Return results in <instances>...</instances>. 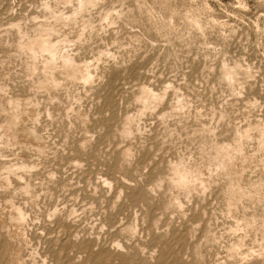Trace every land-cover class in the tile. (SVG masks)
<instances>
[{
  "label": "rangeland",
  "instance_id": "rangeland-1",
  "mask_svg": "<svg viewBox=\"0 0 264 264\" xmlns=\"http://www.w3.org/2000/svg\"><path fill=\"white\" fill-rule=\"evenodd\" d=\"M47 1L50 2L48 5L50 6L51 12L53 13L47 12L43 9V5L47 4ZM52 1L53 0H0V80L3 81L0 83L9 84H3V89L5 94H7V97H9L8 94H10L9 98H17V95L18 98L23 96L25 100L23 98L19 99L26 102L29 101L32 104V102H34L37 97V102L35 101V103L32 104H35L34 106L38 107V111L35 108L36 119H34V121L32 120L28 122L23 120L20 122L21 124L19 123L15 129L17 131L18 137L21 138L27 125L36 128V131L39 134L40 132L41 134L43 133L40 135L44 137L43 139L48 146L46 151H50L49 153L45 151L46 153L44 152V154H41V156L38 154V156L36 155L37 153L33 151L34 147L31 149L30 147L25 148L20 144L17 146H10L11 149L9 147L6 151H4L5 146L3 143H0L2 148H4L3 153H8L7 156L5 155L4 157H0L1 161L2 159L3 161L7 159L6 162H13L15 164L20 163V161L27 163L30 160L31 163H28H30L31 166L33 165L31 171L29 172L31 174L28 173L23 175L21 180H19L20 178L16 176H10L8 184H6V182H0V185L2 184V186H0L2 187L0 189V215L2 217L0 216V218L3 219L5 223L7 221V226L9 224L12 226H9L10 230L8 229V231L5 232L10 234L18 227V224L15 222H8L10 216L12 215V211L10 212V209H7L8 207L6 208V206H8L9 200L11 201L13 199V201H9V203L13 202V204L17 207H22L21 209L25 211V214L27 213L25 221L27 223L24 222L23 225H19L20 227H23L22 231H24L23 233L26 239L25 245L19 244L18 241H15L12 238L13 235L10 234L11 238L14 240L12 241V239L7 236L8 234L5 233L4 230L1 232L2 226H0V239L2 240H0L2 244L0 245V254L2 253L0 255V263L4 261L2 262L3 264H12V256L14 255L15 251H17L23 260L21 264H264V146L259 144V129L264 126V0H97V2L101 1V3H97L101 5L91 6L92 8L94 7V9H96H93L94 12H92V8L89 7L85 11H91V14L89 12L86 13L83 11V17L78 16L75 25L73 23H68L69 25L71 24V26L67 24L64 26V28L56 26L57 31L52 35L54 40H59L61 33V39L64 35L67 36L66 39L68 41L65 49L68 50V52L72 51V53H70L74 55L73 58L75 57L74 60L78 65L88 62L90 64V62H92L90 64L93 75L92 83H83L81 80V82L76 80V83H74V81L70 80V76L67 77V75H63L60 70H57L55 77L60 81L61 85L60 87L58 86L60 89L57 88L59 90H50V92L45 89L37 88V79H39V77L43 79L41 74L36 75V77H31L26 76V74L28 75L27 71L26 74L23 73L26 70H24L25 67L23 68V65L25 64L24 62L28 60V56L26 53L24 54L21 51L19 54L15 42L19 40V34L17 32L19 27L21 30L23 29V32H27V36H36V30L38 33V28H41L42 26L41 23L44 25L47 22H52V16L54 14H63L66 16L68 13L69 15L72 10H70V8H72L77 2L76 0H71L70 3H67L68 5H66V3H59L60 5L58 4L57 6L56 1L54 0L55 5L53 3L54 1ZM64 5H66L69 10ZM125 8L126 10H124ZM59 9H63V12ZM113 9L115 10L113 11ZM116 9H118V12ZM41 11H43L45 14H42L43 12ZM103 11L104 13L106 11H110L109 13L116 15L112 17V20H109V26L107 22L108 20L102 21L105 24L101 22V20H103L101 19V14ZM49 13L51 14L49 15ZM124 15H127L128 19ZM79 17H81V19H79ZM83 18H89L95 27L93 28L92 33H90V36H88V32L90 31H85L83 40L81 41L83 44L79 42L78 46H80L78 47L77 42H75V33L77 31L76 29L79 28L81 24L79 21H81ZM114 18L116 20H114ZM47 19L50 21H47ZM113 21L116 22L113 23ZM12 24H14L15 27L17 25L18 27L14 28ZM19 24H22L24 28H22V25ZM31 25L34 26L31 27ZM11 26L13 31L10 28ZM29 27L32 29L29 30ZM62 29L64 32L66 31V33H64ZM71 30L75 31L72 32ZM95 30L97 34L99 33L97 36L94 35L96 34ZM97 30H99V32ZM29 31H35V34L33 33V35ZM57 33L58 36L56 35ZM137 34L138 36H136ZM85 40L87 42H85ZM69 41L71 43H69ZM5 45L7 46V49L4 48ZM75 47L78 48L76 49L77 52L74 50ZM12 54L15 55V57H13ZM75 54H78V56L76 57ZM18 59H22L23 61ZM40 60L41 58L38 59V63ZM86 60L88 62H86ZM41 64H43L42 60L40 61L39 66H42ZM237 64L238 67H235ZM225 68L239 69L237 76L240 75L242 78L239 76L238 83L236 82L234 85H231L227 80L225 81L226 78L223 76ZM37 76L39 77L37 78ZM28 77H31L33 82ZM65 77L67 79H65ZM29 80L31 81L29 84L30 86L27 84V82H30ZM70 81H72V83ZM33 84L36 85H34L36 88L33 87L32 90L29 89L33 86ZM72 84H74V86ZM82 85L84 87H82ZM86 85H88L89 88H87ZM18 86L19 88L21 87V90L18 88ZM5 87L7 88L5 89ZM22 87H24V89ZM145 87L146 89L148 88L149 91L153 92L154 90L155 94L157 93L162 96L159 101L160 103H154L151 110L148 112L144 111L140 114L138 112V107H136L137 103L135 99L140 95V91L145 89ZM34 89L37 90L35 91ZM174 90L176 93H174ZM43 92L45 93L43 94ZM23 93H25L26 96ZM65 93L66 96L68 95L67 97L65 96ZM53 94L56 96L54 97ZM163 94L167 97H164ZM170 94H173L172 97ZM175 94H177L178 99L181 97L180 101L177 100V102H174L177 99V97H173ZM34 95L35 99L32 100ZM57 95L58 98H56ZM100 95L103 96L102 99L106 101L110 99L107 101L108 105L105 104L104 100L100 99ZM77 97L79 100L76 99ZM27 98H29V100ZM66 98L67 104L65 100ZM96 98L99 99V101L97 100L96 102ZM44 99L48 100L45 101ZM61 99L64 101H60ZM58 101L60 102L59 105L56 104ZM62 102L65 104L63 105ZM111 102H114V104ZM179 102L181 103L179 104ZM72 104L74 107L71 106ZM175 104L178 105L177 110L179 111L180 109L179 113H177L178 111L173 108ZM66 105H70V108L68 106L67 110ZM98 105L104 107L101 108L98 107ZM106 105L108 110L105 108ZM44 106L45 109H43ZM75 106H77V108ZM165 106L166 109L168 108V112L166 109V111L164 110L163 107ZM171 107L173 111H171ZM40 109L42 111L44 110L43 113L40 111ZM81 110L84 111V114ZM184 110L185 113H183ZM78 111L82 113L80 114ZM106 111L109 112L107 113ZM37 112L40 114H37ZM45 113L47 114L45 115ZM60 113H66L63 115L65 116L68 114L70 118L65 116L66 119H64L65 117L63 118V115L60 116ZM74 113L75 115H73ZM111 113L114 116V120L115 117H117L115 120L116 122L113 121V118H111L113 117L111 116ZM169 113H171V115ZM85 114L87 116H85ZM36 115H39V117L41 116L40 119L39 117L37 118ZM50 115L52 118L49 117ZM77 116L79 118L84 116V119L88 118L89 122H91V127L88 120L85 122V120L82 119L84 120L83 123L82 120ZM126 116L130 119L127 120L128 118ZM135 116L138 118V120L135 118ZM45 117L46 119L44 120ZM57 117L60 118L57 119ZM75 117L78 119H74ZM90 117L92 119H89ZM93 117L96 118L93 119ZM99 117L103 119H100ZM161 117L164 119L162 118L160 121ZM7 119L8 115H5V112H2V114L0 112V122L2 121L0 123V130ZM49 119L52 121L57 119L58 121L56 120L55 122H58L57 125L60 124V127L57 126L55 122L53 124V122H51ZM68 120L69 125H67ZM64 121H66V124ZM105 121L107 123L110 122L111 124H106ZM124 121H127L126 125L128 123L130 127L128 125H124ZM60 122H64L63 126ZM100 122H103V124ZM130 122L133 125L129 124ZM78 123L80 125H84L85 127H81L82 125L78 126ZM137 123H139V125H137ZM98 124H106L107 127H105L106 125L103 127L102 125L99 126ZM117 124H120L121 126L118 127L119 125ZM92 126L96 127V129ZM123 126L129 128L132 127L131 135L129 134L128 136H123L124 139L120 133L121 131H119ZM201 126H203V129ZM58 127L61 131L63 130L62 133L64 135H62ZM116 127H118V129ZM63 128L70 129L65 130ZM200 128L202 130H200ZM105 130H108L109 133L107 131L104 132ZM239 130L240 132H244L246 130L248 133L250 131L251 136L246 140H242L243 147L241 157L233 166V168L237 171V178H234L232 182L234 183L235 187L240 185V188L245 194L243 197L246 199L243 197V199H236L228 196V193L226 192L231 181L229 182L227 175L222 172L221 168H219L216 159L214 162L215 156L213 154L215 151H211L213 148H215L217 143L219 145L233 143V138H235L236 131ZM87 132L88 134H86ZM114 132L118 133L114 134V136L116 135L115 137H113V134H111ZM101 134H105L104 137ZM1 135L2 134L0 133V136ZM88 136H91L92 138H89ZM108 136L110 138H108ZM111 136L113 137L112 139ZM120 136L122 139H120ZM48 137L50 138L48 139ZM78 137L81 138L78 139ZM84 138L87 143H83L85 140L82 139ZM98 138H100L102 142ZM149 138L151 140H149ZM74 139H77L78 141ZM152 139L154 140V145L151 144L153 141ZM2 140L4 139L0 138L1 142ZM89 141H91V143ZM74 143L76 144L75 148L73 147ZM205 144L209 145L206 152L202 150V147ZM84 147L85 150L82 149ZM15 150L16 152L19 151L17 155L16 152H14ZM143 150L148 152H145V154ZM124 151L129 152V156L127 158L122 156ZM22 152L23 155L21 154ZM11 153L15 154L12 155ZM143 153L145 154V157ZM203 153L204 155L202 156ZM57 154L59 156H57ZM78 154L81 156L83 154L84 155L81 157ZM44 155H49L50 157ZM148 155L149 157H146ZM12 156L14 160L16 158V161L11 159ZM16 156H19V158ZM36 156L37 158H35ZM128 158L131 159L129 160ZM182 159L183 161L186 160V164L191 169L199 168L200 170V174L197 175V179L201 180V184L198 183L191 186L188 188L189 191L187 189L176 187L173 189V187L170 186V176H172V171L170 170L171 167L169 166L176 164L177 161L179 162ZM1 161L0 165H2ZM40 161L42 162L40 163ZM60 162L63 163V165H60ZM169 162L170 164H168ZM119 163L122 164V166ZM76 164L78 166H76ZM70 165L72 166L70 167ZM74 166L76 167L74 168ZM0 167L1 178H4L7 173L4 169H2L3 165ZM117 168L120 172L117 170ZM125 168L127 170H124ZM1 169L4 172L1 171ZM33 169L35 170L36 175L33 172ZM47 169L49 171L51 170L53 173L49 172ZM121 169H123L124 172L126 171L125 174L127 176L123 174L124 172ZM206 169H210L211 171L208 170L206 172ZM214 171L217 173H214ZM168 176L170 179H168ZM25 179H29L31 182L29 180L23 181ZM46 180H50L55 188L53 189L50 181L47 182ZM54 180H57V182ZM116 180H119L117 181L118 183ZM120 180H122L121 182H124L122 185ZM22 181L24 183H30L32 186L34 185L33 187L35 188L41 187L42 182L43 186L48 187L45 188L42 186L41 188L37 189V191L35 189L37 195L39 194L36 198H39V200L36 201L37 204H32L29 202L30 200L24 196V190L22 187H20L23 183ZM161 182L164 185H161ZM5 186L11 187L12 191L19 190V194L16 191L13 193L10 188ZM118 186H120L119 189ZM177 189L180 190L178 191ZM202 190L204 191L202 192ZM4 192L6 193L2 195ZM11 193H13V195ZM6 194L8 195L6 196ZM44 194L46 199L44 198ZM10 195L13 197L11 196L10 198ZM173 201H176L178 207H174V205L172 206ZM234 201L237 202V204ZM232 202L233 205L230 204ZM49 209H51L54 213L50 212L51 210ZM2 210L6 211L2 214ZM55 211L57 213L59 212L58 214L60 217L58 214H55ZM6 212L7 214H5ZM48 214H50V217ZM54 215L56 216L54 217ZM4 216L6 217V220ZM248 223L251 225L248 226ZM131 228H134V232L132 230L130 233L129 230ZM68 244L69 246H67ZM9 253L13 255L10 256Z\"/></svg>",
  "mask_w": 264,
  "mask_h": 264
},
{
  "label": "bare ground",
  "instance_id": "bare-ground-1",
  "mask_svg": "<svg viewBox=\"0 0 264 264\" xmlns=\"http://www.w3.org/2000/svg\"><path fill=\"white\" fill-rule=\"evenodd\" d=\"M54 1V0H53ZM52 1V2H53ZM56 1V4H57V6H58V4L59 3H62V4H64V3H66V5H68L67 3H70L71 2V0H55ZM55 1L53 2L54 3V5H55ZM77 2H76V4L72 7V8H70V10H71V13H70V11H69V15H68V13H67V15L66 16H64L63 14H54L52 17V19H53V21L52 22H47V23H45L44 25L41 23V22H39V23H41V28H38V33H37V30H36V36H33V37H30V36H27V32L25 33V32H23L21 29H20V27L17 29V32H18V34H19V36H18V39L19 40H17L15 43V45H16V47H17V49H18V52H19V54H20V51L21 52H23L24 54L26 53L27 54V56H28V60L26 61L25 59V61L26 62H24L25 64V66L23 65V68H24V70H25V72H23V73H25L26 74V71H27V73H28V75L26 74V76H31V77H33V76H35L36 77V75H42L43 76V79H41L39 76H37V78L39 77V79H41V80H39V79H37L38 80V82H36L37 83V88H39V89H45V90H48V91H52V90H55V89H57V88H59L60 87V81L55 77V73L57 72V70H60L61 71V73H63V75H67V77L68 76H70V80H72V81H74V83H76L75 81L76 80H78L79 82H81V81H83V83L85 82V83H92V80H93V75H92V71H91V69H92V67H91V63L92 62H90V64H89V62L86 60V62H88V63H81V64H77V62L74 60L75 59V57L73 58V56L74 55H72L71 53H72V51H70V52H68V50H66L65 48H66V44H67V39H66V37L67 36H65V38H64V36H63V38L61 39V37H62V33H61V37H60V39L58 40V39H56V40H54L53 38H52V35L57 31V29H56V26H60V27H63L64 28V26L65 25H67L68 23H73L74 25H75V23L77 22L76 20H77V17L78 16H82V13H83V11H85V10H87L89 7L90 8H92L91 6H94V5H101V4H97V3H101V1L100 2H97V0H76ZM46 2V1H45ZM49 1H47V4H44L43 5V9L45 10V11H47V12H51V8H50V6L48 5V4H50V2L48 3ZM137 2V1H136ZM52 3V4H53ZM73 3V2H72ZM75 3V2H74ZM60 5V4H59ZM66 5H64L66 8H68ZM53 6V5H52ZM63 6V7H64ZM71 6V5H70ZM42 7V6H41ZM53 7H55V6H53ZM100 7V6H99ZM104 7V6H103ZM119 7V6H118ZM57 8V7H56ZM59 8V7H58ZM97 8H98V6H97ZM116 8V7H115ZM42 9V10H43ZM64 9V8H63ZM62 9V10H63ZM93 9H94V7L92 8V12H94L93 11ZM111 9V8H110ZM60 10V9H59ZM62 10H60V11H62ZM68 10H69V8H68ZM91 10V9H90ZM94 10H96V9H94ZM107 10V9H106ZM109 10V9H108ZM115 9H113V11H114ZM118 9H116V11H117ZM121 10V9H120ZM124 10H126V8L124 9ZM128 10V9H127ZM53 11V10H52ZM54 11H56V10H54ZM65 11V10H64ZM67 11V10H66ZM98 11V10H97ZM96 11V12H97ZM105 11V10H104ZM104 11H103V13L101 14V19H103V20H101V19H99V20H101V22L102 21H104V20H108L107 22H108V26L110 25L109 24V20L111 19L112 20V17L113 16H116L115 14L114 15H112L111 13H109V12H105L104 13ZM41 12H43V11H41ZM63 12V11H62ZM86 12V11H85ZM89 12V11H88ZM88 12H86V13H88ZM91 12V11H90ZM89 12V13H90ZM91 12V13H92ZM118 12V11H117ZM122 12V11H121ZM51 13H53V12H51ZM51 13H49V15L51 14ZM56 13V12H55ZM86 13H84V14H86ZM90 13V14H91ZM99 13H101V12H99ZM114 13H116V12H114ZM123 13V12H122ZM42 14H45L44 12L42 13ZM119 14V13H118ZM129 14V13H128ZM48 15V14H47ZM122 15V14H121ZM120 15V16H121ZM43 16H45V15H43ZM124 16H126L127 17V15H124ZM133 16V15H132ZM47 17V16H46ZM45 17V18H46ZM51 17V16H50ZM83 17V16H82ZM87 17H89V16H87ZM117 17H118V15H117ZM130 17V16H129ZM35 18V17H34ZM98 18V17H97ZM125 18V17H124ZM141 18V17H140ZM36 19V18H35ZM79 19H81V17H79ZM93 19V18H92ZM127 19H128V17H127ZM132 19V18H131ZM34 20V19H33ZM114 20H116L115 18H114ZM123 20V19H122ZM134 20V19H133ZM143 20V19H142ZM24 21V20H23ZM22 21V22H23ZM29 21V20H28ZM46 21V20H45ZM47 21H50V20H48L47 19ZM105 21V22H106ZM119 21V20H118ZM190 21H191V19H190ZM38 22V21H37ZM81 24H80V26H79V28H77L76 30V36H75V42H77V46H78V44H79V42H81L82 40H83V37H84V33H85V31L86 30H89L90 32H88L89 33V35L88 36H90V33H92V30H93V28L95 27V26H93V22L89 19V18H83L81 21H79ZM78 22V23H79ZM95 22V21H94ZM106 22V23H107ZM114 22H116V21H113V23ZM129 22V21H128ZM143 22V21H142ZM17 23V22H16ZM25 23V22H24ZM29 23V22H28ZM31 23V22H30ZM34 23V22H33ZM102 23H104V22H102ZM133 23H134V21H133ZM198 23V22H197ZM101 24V23H100ZM105 24V23H104ZM117 24V23H116ZM130 24V23H129ZM11 25V24H10ZM16 25V24H15ZM19 25H22V24H19ZM27 25V24H26ZM69 25V24H68ZM78 25V24H77ZM77 25H76V27H77ZM102 25V24H101ZM127 25V24H126ZM195 25V24H194ZM12 26H14V24H12ZM12 26L10 27L11 29H12ZM32 26H34V25H31V27ZM39 26V25H38ZM37 26V27H38ZM69 26H71V24L69 25ZM106 26V25H105ZM129 26V25H128ZM138 26V25H137ZM1 27V26H0ZM16 27H18L17 25H16ZM15 26H14V28H16ZM40 27V26H39ZM67 27V26H66ZM104 27V26H103ZM131 27V26H130ZM22 28H24L23 27V25H22ZM59 28V27H58ZM71 28V27H70ZM98 28V27H97ZM102 28V27H101ZM106 28V27H105ZM115 28V27H114ZM28 29V28H27ZM26 29V30H27ZM30 29H32V28H30L29 27V30ZM36 29V28H35ZM68 29V28H67ZM3 30V29H2ZM6 30H7V28H6ZM15 30V29H14ZM25 30V31H26ZM63 30V29H62ZM101 30V29H100ZM109 30V29H108ZM119 30V29H118ZM12 31H13V29H12ZM16 31V30H15ZM32 31V30H31ZM31 31H29V32H31ZM72 32L73 31H75V30H71ZM98 32H99V30H97ZM111 31V30H110ZM109 31V32H110ZM9 32V31H8ZM17 32H16V35H17ZM28 32V33H29ZM63 32H64V30H63ZM3 33V32H2ZM32 34L34 33L35 34V31H33V32H31ZM60 33V32H59ZM64 33H66V31L64 32ZM95 33H96V30H95ZM33 34V35H34ZM68 34V33H67ZM87 34V33H86ZM99 34V33H98ZM97 33L96 34H94V35H98ZM113 34V33H112ZM136 34V33H135ZM57 36H58V33L56 34ZM55 35V36H56ZM101 35V34H100ZM127 35H129V34H127ZM54 36V37H55ZM74 36V35H73ZM136 36H138V34L136 35ZM140 36V35H139ZM1 37V36H0ZM7 37H9V36H7ZM10 37H11V35H10ZM72 37V36H71ZM87 38V37H86ZM89 38V37H88ZM139 38V37H138ZM142 38V37H141ZM16 39V38H15ZM72 39V38H71ZM135 39V38H134ZM133 39V40H134ZM22 42H21V41ZM113 40V39H112ZM73 41H74V39H73ZM72 41V42H73ZM102 41V40H101ZM1 42V41H0ZM6 42V41H5ZM85 42H87L86 40H85ZM84 42V43H85ZM4 43V42H3ZM69 43H71L70 41H69ZM82 43V42H81ZM80 43V44H81ZM98 43V42H97ZM9 44H10V42H9ZM73 44V43H72ZM83 44V43H82ZM114 44V43H113ZM3 45V44H2ZM70 45V44H69ZM10 46V45H9ZM80 46V45H79ZM78 46V47H79ZM83 46V45H82ZM2 47V46H1ZM7 46L5 45V47L4 48H6ZM74 47V46H73ZM110 47V46H109ZM3 48V49H4ZM14 48H15V46H14ZM7 49V48H6ZM13 49V48H12ZM16 49V48H15ZM71 49V48H70ZM76 49H78L77 47H75V49L74 50H76ZM88 49V48H87ZM14 50V49H13ZM64 50V51H63ZM103 51V50H102ZM15 52H16V50H15ZM14 52V53H15ZM76 52H77V50H76ZM80 52V51H79ZM101 52V51H100ZM73 53H75V52H73ZM84 53V52H83ZM98 53V52H97ZM107 53H108V51H107ZM16 54V53H15ZM18 54V53H17ZM101 54V53H100ZM110 54V53H109ZM23 55V54H22ZM76 55V54H75ZM5 56H7V55H5ZM11 56V55H10ZM12 56L13 57H15V55H13L12 54ZM24 56V55H23ZM26 56V55H25ZM78 56V54L76 55V57ZM99 56V55H98ZM22 57V56H21ZM100 57V56H99ZM98 57V58H99ZM18 58V57H17ZM41 58V60L43 61V64H41L42 66H39V63H40V61H39V63H38V59H40ZM85 58V57H84ZM108 58V57H107ZM118 58V57H117ZM77 59V58H76ZM105 59V58H104ZM2 60H3V58H2ZM18 60H22V59H18ZM93 60V59H92ZM5 61V60H4ZM23 61V60H22ZM21 61V62H22ZM79 61V60H78ZM89 61H91V60H89ZM105 61V60H104ZM2 62V61H1ZM6 62V61H5ZM94 62V61H93ZM99 62V61H98ZM10 63V62H9ZM125 63V62H124ZM139 63V62H138ZM222 64H224V63H222ZM22 65H21V67H22ZM96 65V64H95ZM104 65V64H103ZM106 65V64H105ZM93 66V65H92ZM98 66V65H97ZM222 66V65H221ZM91 67V68H90ZM235 67H238V64L235 66ZM15 68V67H14ZM96 68V67H95ZM112 68V67H111ZM241 68V67H240ZM13 69V68H12ZM241 69H243V68H241ZM9 70V69H8ZM21 70V69H20ZM24 70H22V71H24ZM93 70H94V68H93ZM239 70V69H238ZM238 70H237V68H225L224 69V75L223 76H225V81L227 80L228 82H229V84H231V85H234L236 82L238 83V78H239V76H237L238 74ZM241 71V70H240ZM246 72H247V70H246ZM58 73H60V72H58ZM241 73V72H240ZM15 74V73H14ZM24 74V75H25ZM249 74V73H248ZM61 75V74H60ZM250 75V74H249ZM107 76V75H106ZM118 76V75H117ZM21 77V76H20ZM31 77H28V78H30V80H31ZM58 77H59V75H58ZM63 77V76H62ZM241 77V76H240ZM246 77H248V76H246ZM24 78V77H23ZM22 78V79H23ZM27 78V77H26ZM61 78V77H60ZM59 78V79H60ZM100 78V77H99ZM242 78V77H241ZM243 78H244V76H243ZM20 79V78H19ZM62 79V78H61ZM60 79V80H61ZM65 79H67L66 77H65ZM109 79V78H108ZM107 79V80H108ZM21 80V79H20ZM26 80V79H25ZM29 80V81H30ZM36 80V81H37ZM81 80V81H80ZM100 80H101V78H100ZM244 80V79H243ZM247 80V79H246ZM249 80V79H248ZM27 81V80H26ZM32 82H33V80H31ZM31 81L30 82H27V84L29 85L30 83H31ZM72 81H70L71 83H72ZM77 81V82H78ZM0 82H3V81H1L0 80ZM5 82V81H4ZM68 82H69V80H68ZM68 82H67V84H68ZM101 82V81H100ZM99 82V83H100ZM240 82V81H239ZM12 83V82H11ZM22 83H23V81H22ZM34 83H35V81H34ZM35 83V84H36ZM61 83H62V81H61ZM71 83H70V86H71ZM96 83V82H95ZM6 84V83H0V112H1V114H2V112H5V115L7 114L8 115V119H7V121L3 124V126H2V128H3V131H2V128H1V130H0V133L2 134L1 136H0V138H2V139H4V140H2V142L0 141V143L2 144H4V148H5V150L4 151H6L7 150V148H9L10 146H14V145H18V144H20L22 147H25V148H29L30 147V149L32 148V147H34V150L33 151H35L37 154L36 155H40L41 156V154H44V152L46 151V149H47V145H46V143H45V141H44V137H42L41 135L43 134H41V132H40V134L36 131V128H34V127H30V126H28L27 124V127H25V129H24V134L21 136V138L20 137H18V135H17V131H16V127L19 125V123L21 122V121H25V122H28V121H34V119H36L35 118V114H36V109L38 108V107H35L34 105H32L33 103H35V101L37 100V97H36V100L34 101V102H32V104H31V102H29L28 100H29V98H27L28 100V102H26V101H24L25 99L23 98V96L22 97H19V98H23L24 100H20L19 98H18V95H17V93H16V95H17V98L15 97H11V98H14V99H11V98H9L10 97V94H8V96L9 97H7V94H5V92H4V85ZM26 84V83H25ZM26 84V85H27ZM35 84H33V86L32 87H30L29 89H33V87H35L36 85ZM82 84V83H81ZM103 84V83H102ZM6 85H9V84H6ZM27 85V86H28ZM32 85V84H31ZM35 85V86H34ZM73 86H74V84H72ZM78 85V84H77ZM89 85V84H88ZM88 85H86L87 86V88H89L88 87ZM91 85V84H90ZM147 85V84H146ZM231 85H229V86H231ZM237 85V84H236ZM243 85V84H242ZM21 86H24V85H21ZM30 86V85H29ZM59 86V87H58ZM149 86V85H148ZM151 86V85H150ZM154 86V85H153ZM167 86V85H166ZM227 86H228V84H227ZM239 86V85H238ZM244 86V85H243ZM8 87V86H7ZM7 87H5V89L7 88ZM82 87H84L83 85H82ZM97 87V86H96ZM170 87V86H169ZM18 88H19V86H18ZM21 88V87H20ZM19 88V89H20ZM23 89H24V87H22ZM26 88V87H25ZM36 88V87H35ZM63 88H65V87H63ZM62 88V89H63ZM92 88V87H91ZM150 88H152V87H150ZM173 88V87H172ZM18 89V90H19ZM60 89V88H59ZM59 89H57V90H59ZM93 89V88H92ZM105 89V88H104ZM139 89V88H138ZM142 89V88H141ZM167 89H169V88H167ZM166 89V90H167ZM232 89H233V87H232ZM231 89V90H232ZM8 90V89H7ZM6 90V91H7ZM21 90V89H20ZM27 90H28V87H27ZM26 90V91H27ZM31 90H29V91H31ZM35 90V89H34ZM37 90V89H36ZM35 90V91H36ZM79 90V89H78ZM89 90V89H88ZM91 90V89H90ZM97 90V89H96ZM164 90V89H163ZM13 91V90H12ZM42 91V90H41ZM50 91V92H51ZM77 91V90H76ZM92 91V90H91ZM132 91V90H131ZM130 91V92H131ZM162 91V90H161ZM169 91V90H168ZM171 91H172V89H171ZM170 91V92H171ZM233 91H235V90H233ZM34 92V91H33ZM38 92V91H37ZM55 92V91H54ZM57 92V91H56ZM66 92V91H65ZM69 92H70V90H69ZM88 92V91H87ZM134 92V91H133ZM26 93V92H25ZM25 93H23V94H25ZM28 93V92H27ZM39 93H40V91H39ZM45 92H43V94H44ZM46 93H47V91H46ZM58 93V92H57ZM62 93V92H61ZM92 93V92H91ZM103 93H104V91H103ZM139 93V92H138ZM173 93V92H172ZM174 93H176V91L174 90ZM13 94V93H12ZM11 94V95H12ZM29 94V93H28ZM30 94H31V92H30ZM36 94V93H35ZM42 94V93H41ZM48 94V93H47ZM50 94V93H49ZM55 94V93H54ZM53 94V95H54ZM64 94V93H63ZM93 94V93H92ZM98 94V93H97ZM164 94L166 95V93L164 92ZM164 94H163V96H164ZM15 95V96H16ZM39 95V94H38ZM59 95V94H58ZM58 95H57V97L56 98H58ZM85 95V94H84ZM90 95V94H89ZM171 95V94H170ZM173 95V94H172ZM172 95H171V97H172ZM180 95V94H179ZM25 96H26V94H25ZM28 96H31V95H28ZM42 96V95H41ZM45 96V95H44ZM52 96V95H51ZM56 95H54V97H55ZM65 96H66V93H65ZM68 96V95H67ZM66 96V97H67ZM96 96V95H95ZM94 96V97H95ZM101 96V95H100ZM136 96H137V94H136ZM161 96L162 95H159V94H155L154 93V90H153V92L152 91H149L148 90V88L146 89V87H145V89H142L141 91H140V95L139 96H137V98L135 99V101H136V103H137V106L136 107H138V112L141 114L142 112H144V111H146V112H148L149 110H151L152 109V106H153V104L154 103H156V102H159L160 101V98H161ZM40 97V96H39ZM53 97V98H54ZM93 97V98H94ZM98 97H99V95H98ZM97 97V98H98ZM132 97V96H131ZM135 97V96H134ZM164 97H167V96H164ZM173 97H177V94H175ZM183 97V96H182ZM33 98V97H32ZM52 98V97H51ZM59 98H60V96H59ZM63 98V97H62ZM69 98V97H68ZM73 98V97H72ZM75 98V97H74ZM91 98V97H90ZM96 98V102H97V100L99 101V99H97ZM103 98V96H101V98L100 99H102ZM105 98H106V96H105ZM180 99H181V97H179ZM35 99V95H34V98L32 99V100H34ZM42 99V98H41ZM48 99H50V98H48ZM48 99H46V100H48ZM64 99V98H63ZM77 100H79L78 99V97L76 98ZM86 99V98H85ZM108 99V98H107ZM130 99V98H129ZM134 99V98H133ZM163 99V98H162ZM168 99V98H167ZM170 99V98H169ZM180 99H178V97H177V99H176V101H174V102H177V100L178 101H180ZM183 99V98H182ZM185 99V98H184ZM31 100V99H30ZM45 100V99H44ZM45 100V101H46ZM51 100V99H50ZM59 100V99H58ZM66 100V104H67V98L65 99ZM92 100V99H91ZM102 100H104V99H102ZM108 100H110V99H108ZM107 100V101H108ZM122 100V99H121ZM53 101V100H52ZM60 101H64V100H60ZM74 101V100H73ZM105 101V104H107L108 105V102L106 101V100H104ZM132 101V100H131ZM165 101H166V99H165ZM37 102V101H36ZM42 102V101H41ZM49 102V101H48ZM57 102V101H56ZM101 102H103V101H101ZM59 101H58V103H56V104H58L59 105ZM69 103V102H68ZM77 103V102H76ZM99 103V102H98ZM112 103V102H111ZM160 103V102H159ZM162 103V102H161ZM181 102H179V104H180ZM184 103V102H183ZM39 104V103H38ZM41 104V103H40ZM46 104V103H45ZM49 104V103H48ZM52 104V103H51ZM50 104V105H51ZM55 104V105H56ZM62 104H63V102H62ZM65 104V103H64ZM63 104V105H64ZM73 104H74V102H73ZM73 104L71 105V106H73ZM87 104V103H86ZM94 104V103H93ZM104 104V103H103ZM104 104V105H105ZM112 104H114V102L112 103ZM166 104V103H165ZM185 104H186V102H185ZM47 105V104H46ZM54 105V106H55ZM107 105L105 106V108L107 107ZM134 105H136V104H134ZM157 105V104H156ZM167 105V104H166ZM38 106V105H37ZM41 106V105H40ZM61 106V105H60ZM59 106V107H60ZM67 107H66V110H67V108H68V106H69V108H70V105H66ZM81 106V105H80ZM85 106V105H84ZM172 106V105H171ZM176 106H177V108H176ZM180 106V105H179ZM56 107V106H55ZM54 107V108H55ZM58 107V108H59ZM74 107V106H73ZM73 107H72V109H73ZM76 108H77V106H75ZM98 107H101V106H99L98 105ZM104 107V106H103ZM103 107H101V108H103ZM115 107V106H114ZM156 107H159V106H156ZM169 107V106H168ZM182 107H183V104H182ZM36 108V109H35ZM46 108H48V107H46ZM50 108V107H49ZM64 108V107H63ZM80 108V107H79ZM88 108V107H87ZM97 108V107H96ZM111 108H112V106H111ZM120 108V107H119ZM164 108V110L166 109V106L165 107H163ZM173 108H175L176 110L178 109V105L177 104H175L174 105V107ZM43 109H45V106L43 107ZM53 109V108H52ZM62 109V108H61ZM94 109V108H93ZM107 110H108V108H106ZM105 109V110H106ZM161 109V108H160ZM168 109V108H167ZM166 109V110H167ZM171 109H172V107H171ZM183 109H184V107H183ZM48 110H50V109H48ZM47 110V111H48ZM55 110V109H54ZM53 110V111H54ZM56 110H58V109H56ZM65 110V109H64ZM75 110V109H74ZM85 110V109H84ZM110 110V109H109ZM137 110V109H136ZM163 110V109H162ZM165 110V111H166ZM185 110H186V108H185ZM185 110H184V112L183 113H185ZM37 111H38V109H37ZM40 111H42L41 109H40ZM44 111V110H43ZM43 111H42V113H43ZM68 111H69V109H68ZM76 111V110H75ZM82 111V110H81ZM92 111V110H91ZM100 111V110H99ZM171 111H173V109L171 110ZM178 111V110H177ZM179 111H180V109H179ZM179 111L177 112V113H179ZM51 112H52V110H51ZM56 112V111H55ZM54 112V113H55ZM64 112V111H63ZM79 112V111H78ZM83 112V114H84V111H82ZM81 112V113H82ZM87 112V111H86ZM89 112V111H88ZM93 112V111H92ZM101 112V111H100ZM105 112V111H104ZM107 112V111H106ZM109 112V111H108ZM107 112V113H108ZM134 112H135V110H134ZM150 112H152V111H150ZM161 112V111H160ZM167 112H168V110H167ZM174 112H175V110H174ZM53 113V114H54ZM58 113V112H57ZM56 113V114H57ZM67 113H70V112H67ZM72 113H73V110H72ZM77 113V112H76ZM80 113V112H79ZM80 113V114H81ZM102 113V112H101ZM116 113V112H115ZM159 113V112H158ZM157 113V114H158ZM183 113H181V114H183ZM37 114H40L39 112H37ZM47 113H45V115H46ZM50 114V113H49ZM63 114H66V113H63ZM63 114H61L60 113V116L61 115H63ZM88 114V113H87ZM112 114V113H111ZM129 114H130V112H129ZM131 114H133V113H131ZM153 114V113H152ZM151 114V115H152ZM170 115H171V113H169ZM42 115V114H41ZM55 115V114H54ZM72 115V114H71ZM73 115H75V113L73 114ZM77 115V114H76ZM89 115V114H88ZM103 115V114H102ZM125 115V114H124ZM127 115V114H126ZM134 115V114H133ZM138 115V114H137ZM149 115H150V113H149ZM159 115V114H158ZM164 115H165V113H164ZM163 115V116H164ZM169 115V116H170ZM173 115H174V113H173ZM177 115V114H176ZM37 116V118L39 117V115H36ZM66 117H68V118H70L69 117V115L67 114V115H65ZM64 115H63V118L65 117ZM85 116H87L86 114H85ZM111 116H113V114L111 115ZM118 116V115H117ZM128 116V115H127ZM126 116V117H127ZM7 117V116H6ZM5 117V118H6ZM41 117V116H40ZM40 117H39V119H40ZM47 117V116H46ZM46 117L44 118V120L46 119ZM49 117H51V115L49 116ZM55 117V116H54ZM66 117L64 118V119H66ZM78 117V116H77ZM82 117V116H81ZM79 118V119H84L83 117L82 118ZM92 117V116H91ZM89 118V119H92V118ZM121 117V116H120ZM131 117V116H130ZM138 117H140V116H138ZM150 117V116H149ZM156 117V116H155ZM160 117V116H159ZM165 117V116H164ZM166 117H167V115H166ZM171 117H173V116H171ZM178 117V116H177ZM52 118V117H51ZM60 117H57V119H59ZM78 118H74V119H78ZM96 118V117H95ZM94 117H93V119H95ZM100 118V117H99ZM110 118V117H109ZM111 118H113V121H115L116 119H117V117H115V120H114V116L113 117H111ZM110 118V119H111ZM128 118V117H127ZM126 118V119H127ZM135 118H137L136 116H135ZM146 118V117H145ZM162 118L163 117H161V119H160V121L162 120ZM38 119V120H39ZM56 119V120H57ZM63 119V120H64ZM98 119V118H97ZM100 119H103V118H100ZM106 119H108V118H106ZM124 119V118H123ZM130 118H128L127 120H129ZM133 119V118H132ZM131 119V120H132ZM153 119H155V118H153ZM164 119V118H163ZM38 120H35V121H38ZM49 120H51V119H49ZM53 120H54V118H53ZM55 120V121H56ZM72 120V119H71ZM85 120V122H86V120H88V118L87 119H84ZM84 120H82V122L84 121ZM137 120H138V118H137ZM4 121H5V119H4ZM55 121H52L51 120V122H53V124H54V122ZM58 121V120H57ZM60 121H62V120H60ZM78 122H80L79 120H77ZM94 121V120H93ZM95 121H97V120H95ZM98 121H100V120H98ZM101 121H103V120H101ZM159 121V122H160ZM2 122V121H1ZM0 122V123H1ZM24 122V123H25ZM50 122V121H49ZM65 122V124H66V121H64ZM64 122H60L61 123V125L63 126V123ZM71 122V121H70ZM88 122H89V120H88ZM110 122H111V120H110ZM110 122H108L109 124H111ZM116 122V121H115ZM114 122V123H115ZM123 122V121H122ZM121 122V123H122ZM127 122V121H126ZM126 122L124 121V125H126ZM129 122V121H128ZM138 122H140V121H138ZM166 122V121H165ZM167 122H168V120H167ZM56 123V122H55ZM67 125H69V120L67 121ZM84 123V122H83ZM90 124V127H91V122H89ZM93 123V122H92ZM100 123H102L103 124V122H100ZM105 123L106 124H108L106 121H105ZM113 123V122H112ZM133 123V122H132ZM21 124V123H20ZM51 124V123H50ZM58 124V122L56 123V125ZM94 124V123H93ZM102 124H98L99 126L100 125H102ZM106 124H104V125H106ZM129 124H131V122L129 123ZM135 124V123H134ZM161 124V123H160ZM182 124V123H181ZM264 124V123H263ZM60 125V124H59ZM59 125H57V126H59ZM70 125H71V123H70ZM80 124L78 123V126H79ZM82 125V124H81ZM80 125V126H81ZM104 125H102L103 127H104ZM117 125H119L118 127H120L121 125L120 124H117ZM127 125H128V123H127ZM126 125V126H127ZM131 125H133V124H131ZM137 125H139V123H137ZM207 125V124H206ZM210 125V124H209ZM25 126V125H24ZM23 126V127H24ZM32 126V125H31ZM39 126V125H38ZM46 126V125H45ZM75 126V125H74ZM84 125H82L81 127H83ZM109 126H111V125H109ZM108 126V127H109ZM126 126H123V127H121L122 129L121 130H119V131H121L120 133H121V135H122V137L124 136H128L129 134L131 135V128H129V127H126ZM159 126V125H158ZM249 126V125H248ZM1 127V126H0ZM22 127V126H21ZM60 127V126H59ZM59 127H58V129H59ZM65 127H68V126H65ZM72 127V126H71ZM80 127V128H81ZM85 127V126H84ZM93 128H95L96 129V127H97V125H96V127H94V126H92ZM102 127V128H103ZM105 127H107V125L105 126ZM118 127H116L117 129H118ZM190 127V126H189ZM202 127V129H203V126H201ZM209 127V126H208ZM235 127V126H234ZM233 127V128H234ZM254 127H256V126H254ZM62 128V127H61ZM89 128V127H88ZM99 128V127H98ZM111 128V127H110ZM113 128H114V126H113ZM115 128V129H116ZM137 128H138V126H137ZM154 128V127H153ZM210 128V127H209ZM237 128V127H236ZM249 128V127H248ZM260 128V127H259ZM19 129H21V128H19ZM63 129H65V128H63ZM66 129H70V128H66ZM65 129V130H66ZM92 129V128H91ZM112 129V128H111ZM111 129H109V130H111ZM116 129V130H117ZM135 129V128H134ZM158 129V128H157ZM160 129V128H159ZM199 129V128H198ZM201 128H200V130H202ZM206 129H208V128H206ZM211 129V128H210ZM239 129V128H238ZM244 129V128H243ZM257 129H258V127H257ZM23 130V129H22ZM38 130L40 131V129L38 128ZM60 130V129H59ZM89 130V129H88ZM136 130V129H135ZM138 130V129H137ZM167 130V129H166ZM170 130V129H169ZM205 130V129H204ZM203 130V131H204ZM237 130V129H236ZM3 133H2V132ZM61 131V130H60ZM63 131V130H62ZM62 131H61V133H62ZM85 131V130H84ZM90 131H92V130H90ZM101 131V130H100ZM108 132L109 133V131L108 130H105L104 132ZM112 131V130H111ZM110 131V132H111ZM154 131V130H153ZM168 131V130H167ZM199 131V130H198ZM208 131H210V130H208ZM207 131V132H208ZM249 131V130H248ZM259 131H260V139H259V144L261 145V146H264V126L263 127H261L260 129H259ZM19 132V131H18ZM23 132V131H22ZM65 132V131H64ZM81 132H83V131H81ZM86 132V131H85ZM93 132V131H92ZM118 132V131H117ZM116 132V133H117ZM135 132V131H134ZM137 132H139V131H137ZM150 132V131H149ZM47 133V132H46ZM55 133V132H54ZM57 133H58V131H57ZM67 133V132H66ZM69 133V132H68ZM84 133V132H83ZM83 133H82V135H83ZM115 132L114 133H111V134H113V137H115L114 136V134H116ZM119 133V132H118ZM117 133V134H118ZM173 133V132H172ZM200 133H202V132H200ZM210 133V132H209ZM212 133V132H211ZM234 133V132H233ZM86 134H88V132L86 133ZM85 134V135H86ZM139 134V133H138ZM140 134H141V132H140ZM139 134V135H140ZM168 134V133H167ZM170 134V133H169ZM178 134V133H177ZM235 134V133H234ZM233 134V135H234ZM59 135V134H58ZM62 135H64L63 133H62ZM85 135H84V137H85ZM89 135H91V134H89ZM103 137H104V135L105 134H101ZM110 135V134H109ZM132 135H133V133H132ZM153 135V134H152ZM159 135V134H158ZM157 135V136H158ZM171 135V134H170ZM197 135H198V133H197ZM200 135V134H199ZM203 135H204V133H203ZM208 135V134H207ZM212 135V134H211ZM258 135V134H257ZM106 136H107V134H106ZM143 136V135H142ZM145 136V135H144ZM162 136V135H161ZM250 131H249V133L245 130L244 132H240V130L239 131H236V134H235V138H233V143H225V144H221V145H219L218 143L215 145V148H213V150H211V151H215L214 152V162H215V159H216V161H217V164H218V166H219V168H221V170H222V172L224 173V174H226L227 175V178H229V184H230V186H229V188L227 189V192L226 193H228V196H231V197H233V198H236V199H243V198H245V197H243L245 194H244V192L242 191V189L240 188V185H237L236 187L234 186V183L232 182L233 180H234V178H237V171L233 168V166L237 163V161H238V159L241 157V153H242V147H243V145H242V140L243 139H248V138H250ZM69 137H70V134H69ZM68 137V138H69ZM82 137V136H81ZM81 137H78V139L79 138H81ZM89 138H92L91 136H88ZM112 136H111V139L113 138ZM121 137V136H120ZM122 137L120 138V139H122ZM124 137H123V139H124ZM153 137V136H152ZM151 137V138H152ZM189 137V136H188ZM209 137H211V136H209ZM216 137V136H215ZM253 137V136H252ZM50 137H48V139H49ZM64 138V137H63ZM62 138V139H63ZM83 138V137H82ZM101 138V137H100ZM100 138H98L99 140H100ZM108 138H110L109 136H108ZM129 138V137H128ZM127 138V139H128ZM132 138V137H131ZM136 138V137H135ZM157 138H159V137H157ZM156 138V139H157ZM255 138V137H254ZM253 138V139H254ZM65 139H67V138H65ZM86 139H88V138H86ZM102 139V138H101ZM111 139H109V140H111ZM119 139V140H120ZM206 139H207V137H206ZM57 140H58V138H57ZM74 140H77V139H74ZM73 140V141H74ZM82 140H85V138L84 139H82ZM89 140V139H88ZM108 140V141H109ZM149 140H151L150 138H149ZM153 140V139H152ZM169 140V139H168ZM211 140H212V138H211ZM258 140V139H257ZM72 141V142H73ZM78 141V140H77ZM80 141V140H79ZM101 141V140H100ZM106 141V140H105ZM157 141V140H156ZM155 141V142H156ZM159 141H161V140H159ZM210 141V140H209ZM215 141V140H214ZM248 141H250V140H248ZM66 142V141H65ZM69 142V141H68ZM84 142H86V140L85 141H83V143ZM90 143H91V141H89ZM102 142V141H101ZM100 142V143H101ZM153 142H154V140L152 141V143L151 144H153ZM201 142V141H200ZM203 142V141H202ZM229 142V141H228ZM231 142H232V140H231ZM76 143V142H75ZM74 143V148L76 147L75 145L76 144H78V143H76L75 144ZM81 143V142H80ZM87 143V142H86ZM89 143V144H90ZM146 143V142H145ZM158 143V142H157ZM160 143V142H159ZM204 143H206V142H204ZM213 143V142H212ZM220 143H222V142H220ZM72 144V143H71ZM94 144V143H93ZM203 144V143H202ZM83 145V144H82ZM110 145V144H109ZM130 145V144H129ZM144 145V144H143ZM149 145H150V143H149ZM154 145V144H153ZM157 145V144H156ZM161 145V144H160ZM211 145V144H210ZM15 146V147H16ZM54 146V145H53ZM60 146V145H59ZM69 146V145H68ZM77 146H81V145H77ZM84 146H86V145H84ZM146 146V145H145ZM151 146V145H150ZM212 146V145H211ZM245 146V145H244ZM259 146V145H258ZM15 147H14V149H15ZM83 147V146H82ZM120 147V146H119ZM125 147V146H124ZM208 147H209V145H204L202 148V150L203 151H207V149H208ZM4 148H2V146L0 145V157H4L5 155L7 156V154H5V153H3V149ZM13 148V147H12ZM17 148V147H16ZM50 148V147H49ZM48 148V149H49ZM65 148V147H64ZM79 148V147H78ZM81 148V147H80ZM87 148V147H86ZM131 148V147H130ZM150 148V147H149ZM210 148H212V147H210ZM245 148V147H244ZM10 149H11V147H10ZM18 149V148H17ZM58 149V148H57ZM77 149V148H76ZM75 149V150H76ZM82 149H84L85 150V147L84 148H82ZM122 149V148H121ZM215 149V150H214ZM25 150V149H24ZM60 150V149H59ZM81 150V149H80ZM120 150V149H119ZM128 150V149H127ZM130 150V149H129ZM141 150V149H140ZM145 150V149H144ZM143 150V151H144ZM158 150H159V148H158ZM199 150V149H198ZM210 150V149H209ZM8 151H10V150H8ZM18 151V150H17ZM32 151V152H33ZM56 151V150H55ZM67 151V150H66ZM79 151V150H78ZM77 151V152H78ZM118 151V150H117ZM121 151V150H120ZM151 151V150H150ZM14 152H16V150L14 151ZM19 152V151H18ZM18 152H16V155L18 154ZM31 152V153H32ZM46 152H50V151H46ZM45 152V153H46ZM57 152V151H56ZM85 152V151H84ZM116 152V151H115ZM145 152H148V151H144V153ZM152 152V151H151ZM155 152V151H154ZM26 153V152H25ZM51 153H53V152H51ZM58 153V152H57ZM76 153V152H75ZM119 153V152H118ZM143 153V154H144ZM150 153V152H149ZM201 153V152H200ZM10 154V153H9ZM12 155H14L15 153H11ZM22 155H23V152L21 153ZM56 154V153H55ZM73 154V153H72ZM132 154H133V152H132ZM142 154V153H141ZM146 154V153H145ZM145 154H144V157H145ZM148 154V153H147ZM210 154V153H209ZM208 154V155H209ZM32 155H35V154H32ZM38 155V156H39ZM78 155H80V154H78ZM84 155V154H83ZM82 155V156H83ZM121 155V154H120ZM150 155V154H149ZM149 155L148 156H146V157H149ZM204 155V153L202 154V156ZM9 156V155H8ZM44 156H49V155H44ZM57 156H59L58 154H57ZM56 156V157H57ZM81 156V155H80ZM79 156V157H80ZM81 156V157H82ZM124 158H127L128 156H129V152H127V151H124L123 152V155H122ZM131 156V155H130ZM151 156V155H150ZM155 156V155H154ZM10 157V156H9ZM17 157V156H16ZM21 157V156H20ZM30 157H31V155H30ZM29 157V158H30ZM50 157V156H49ZM53 157V156H52ZM51 157V158H52ZM55 157V156H54ZM78 157V158H79ZM17 158H19V156L17 157ZM35 158H37V156L35 157ZM45 158H47V157H45ZM151 158H153V157H151ZM180 158V157H179ZM183 158V157H182ZM207 158V157H206ZM213 158V157H212ZM1 159V158H0ZM9 159V158H8ZM11 159H13V156H12V158ZM21 159H22V157H21ZM26 159H28V158H26ZM62 159V158H61ZM129 159V158H128ZM131 159V158H130ZM129 159V160H130ZM147 159V158H146ZM155 159H157V158H155ZM177 159V158H176ZM184 159V158H183ZM183 159L182 160H180L179 162L177 161V163L176 164H173L172 166H169V167H171V171H172V176H170L171 177V179L169 178V176H168V179H170V186L171 187H173V189H175L174 187H176V188H183V189H187L188 190V188H190L191 186H193V185H196V184H198V183H200L201 184V180H199V179H197V175H199L200 174V170H199V168L198 169H191L187 164H186V160L185 161H183ZM201 159H203V158H201ZM208 159H209V157H208ZM7 160V159H6ZM6 160H4L3 161V159H2V165H3V168L2 169H4L5 170V172L7 173V175L3 178H1V175H0V182L2 181V182H6V184H8L9 183V179H10V176L12 177V176H16V177H18V178H20L19 180H21V178H23V175H26V174H28L30 171H31V168H32V166H31V162H30V160L28 161V162H30V163H26V162H21L20 160V163H13V162H6ZM10 160V159H9ZM14 160V159H13ZM12 160V161H13ZM33 160V159H32ZM39 160V159H38ZM41 160V159H40ZM48 160H49V158H48ZM55 160V159H54ZM71 160V159H70ZM72 160H74V159H72ZM117 160V159H116ZM121 160V159H120ZM205 160V159H204ZM14 161H16V158H15V160ZM25 161V160H24ZM35 161V160H34ZM46 161V160H45ZM76 161V160H75ZM133 161V160H132ZM131 161V162H132ZM147 161H148V159H147ZM153 161V160H152ZM199 161H200V159H199ZM42 161H40V163H41ZM56 162V161H55ZM68 162V161H67ZM70 162V161H69ZM80 162V161H79ZM122 162V161H121ZM125 162H126V160H125ZM128 162H130V161H128ZM194 162V161H193ZM210 162V161H209ZM33 163V162H32ZM38 163H39V161H38ZM38 163H36V164H38ZM45 163V162H44ZM58 163V162H57ZM77 163H78V161H77ZM142 163V162H141ZM157 163V162H156ZM204 163V162H203ZM208 163V162H207ZM70 164H73V163H70ZM74 164H75V162H74ZM120 164V163H119ZM124 164V163H123ZM127 164V163H126ZM125 164V165H126ZM149 164V163H148ZM166 164V163H165ZM168 164H170V162L168 163ZM172 164V163H171ZM189 164V163H188ZM196 164H197V162H196ZM198 164H199V162H198ZM201 164V163H200ZM211 164V163H210ZM216 164V165H217ZM2 165H0V166H2ZM60 165H63V163H61L60 162ZM121 166H122V164H120ZM191 165V164H190ZM202 165V164H201ZM36 166V165H35ZM38 166V165H37ZM40 166V165H39ZM46 166V165H45ZM59 166V165H58ZM72 165H70V167H71ZM76 166H78L77 164H76ZM76 166H74V168L76 167ZM129 166H130V164H129ZM156 166V165H155ZM162 166V165H161ZM199 166V165H198ZM198 166H196V167H198ZM206 166H207V164H206ZM42 167V166H41ZM69 167V166H68ZM111 167V166H110ZM119 167V166H118ZM127 167V166H126ZM132 167H134V166H132ZM196 167H194V168H196ZM214 167V166H213ZM1 168V167H0ZM34 168V167H33ZM37 168V167H36ZM45 168V167H44ZM73 168V167H72ZM71 168V169H72ZM73 168V169H74ZM103 168V167H102ZM120 168H123V167H120ZM137 168V167H136ZM1 169V171H3ZM38 169H39V167H38ZM37 169V170H38ZM49 169V168H48ZM47 169V170H48ZM70 169V168H69ZM82 169V168H81ZM104 169V168H103ZM142 169V168H141ZM203 169V168H202ZM34 170V169H33ZM46 170V171H47ZM68 170V169H67ZM111 170V169H110ZM117 170H118V168H117ZM121 170H123V169H121ZM124 170H127L126 168L124 169ZM124 170H123V172H124ZM131 170V169H130ZM152 170V169H151ZM155 170V169H154ZM166 170H167V168H166ZM168 170H169V168H168ZM169 170V171H170ZM208 170H210V169H208ZM207 169H206V172L208 171ZM217 170V169H216ZM44 171V170H43ZM49 171V170H48ZM60 171V170H59ZM115 171V170H114ZM119 171V170H118ZM129 171V170H128ZM211 171V170H210ZM219 171V170H218ZM4 172V171H3ZM34 173H35V170L33 171ZM39 172V171H38ZM37 172V173H38ZM49 172H51V173H53L51 170L49 171ZM73 172V171H72ZM120 172V171H119ZM126 172V171H125ZM125 172L123 173L124 175H126L125 174ZM216 171H214V173H215ZM221 172V171H220ZM1 173V172H0ZM40 173V172H39ZM47 173V172H46ZM50 173V174H51ZM217 173V172H216ZM29 174H31V173H29ZM41 174V173H40ZM49 174V173H48ZM121 174V173H120ZM136 174V173H135ZM168 174V173H167ZM212 174V173H211ZM35 175H36V173H35ZM53 175V174H52ZM111 175V174H110ZM129 175V174H128ZM131 175V174H130ZM207 175V174H206ZM225 175V176H226ZM2 176H3V174H2ZM31 176V175H30ZM44 176V175H43ZM51 176V175H50ZM50 176H48V177H50ZM62 176H64V175H62ZM121 176H122V174H121ZM127 176V175H126ZM156 176V175H155ZM205 176V175H204ZM203 176V177H204ZM209 176V175H208ZM32 177V176H31ZM35 177V176H34ZM33 177V178H34ZM47 177V176H46ZM92 177V176H91ZM210 177V176H209ZM217 177V176H216ZM18 178H17V180H18ZM39 178V177H38ZM45 178V177H44ZM52 178H53V176H52ZM55 178V177H54ZM103 178V177H102ZM101 178V179H102ZM106 178V177H105ZM122 178V177H121ZM124 178V177H123ZM137 178H138V176H137ZM157 178V177H156ZM162 178V177H161ZM215 178V177H214ZM222 178H223V176H222ZM41 179V178H40ZM47 179V178H46ZM51 179V178H50ZM56 179V178H55ZM80 179V178H79ZM94 179V178H93ZM100 179V180H101ZM109 179V178H108ZM118 179H119V177H118ZM135 179V178H134ZM154 179V178H153ZM167 179V178H166ZM203 179V178H202ZM226 179V178H225ZM13 180H14V177H13ZM16 180V181H17ZM27 180H29V179H27ZM26 179L25 180H23V181H27ZM58 180V179H57ZM57 180L55 181V182H57ZM63 180V179H62ZM65 180V179H64ZM104 180V179H103ZM103 180H102V182H103ZM162 180V179H161ZM211 180V179H210ZM228 180V179H227ZM11 181V180H10ZM22 181V182H23ZM30 181V180H29ZM47 181V180H46ZM48 181H50V180H48ZM47 181V182H48ZM53 181V180H52ZM68 181V180H67ZM75 181V180H74ZM97 181V180H96ZM106 181V180H105ZM117 181H119V180H116V182ZM122 180H120V182H121ZM125 181V180H124ZM155 181V180H154ZM160 181V180H159ZM163 181V180H162ZM220 181V180H219ZM226 181V180H225ZM31 182V181H30ZM45 182V181H44ZM55 182H54V184H55ZM58 182H60V181H58ZM64 182V181H63ZM108 182V181H107ZM110 182H111V180H110ZM127 182H129V181H127ZM157 182V181H156ZM206 182V181H205ZM16 183V182H15ZM20 183V182H19ZM24 183V182H23ZM22 183V185L20 186V187H22V189L24 190V196H26V198L27 199H29V200H27V201H29V202H31L32 204H37L36 203V201L37 200H39V198L38 199H36L37 198V196L39 195H37V193H36V191H37V189H39V188H41L42 186H43V182H42V185H41V187H38V188H35V187H33L30 183H24L23 184ZM50 183H51V185H52V182L50 181ZM62 183V182H61ZM66 183V182H65ZM104 183V182H103ZM118 183V182H117ZM116 183V184H117ZM122 183H124V182H121V185H122ZM151 183V182H150ZM160 183V182H159ZM162 183V182H161ZM166 183H167V180H166ZM250 183V182H249ZM259 183V182H258ZM33 184V183H32ZM45 184V183H44ZM68 184V183H67ZM97 184V183H96ZM113 184V183H112ZM132 184V183H131ZM130 184V185H131ZM202 184H203V182H202ZM211 184V183H210ZM254 184V183H253ZM62 186H64L63 184H61ZM118 185V184H117ZM116 185V186H117ZM126 185V184H125ZM129 185V184H128ZM161 185H164L163 183L161 184ZM160 185V186H161ZM168 185V184H167ZM260 185V184H259ZM0 186H2V184L0 185ZM9 186H10V184H9ZM7 187V186H5V187H7V188H10L11 189V187ZM11 186H12V184H11ZM53 186V185H52ZM60 186V185H59ZM106 186H108V185H106ZM109 186H110V183H109ZM115 186V187H116ZM123 186H124V184H123ZM133 186V185H132ZM144 186V185H143ZM156 186V185H155ZM159 186V187H160ZM250 186V185H249ZM252 186V185H251ZM254 186H255V184H254ZM18 187V186H17ZM43 187H47V186H43ZM66 187H68V186H66ZM119 187L120 186H118V189H119ZM135 187V186H134ZM169 187V186H168ZM2 187H0V189H1ZM4 188V187H3ZM44 188V189H45ZM48 188V187H47ZM55 187L53 186V189H54ZM58 188V187H57ZM63 188V187H62ZM108 188V187H107ZM123 188V187H122ZM147 188V187H146ZM149 188V187H148ZM152 188H155V187H152ZM166 188V187H165ZM199 188V187H198ZM202 188V187H201ZM254 188V187H253ZM256 188H257V185H256ZM256 188H255V190H256ZM5 189V188H4ZM21 189V190H22ZM35 189H36V191H35ZM52 189V188H51ZM150 189V188H149ZM182 189V190H183ZM245 189V188H244ZM7 190V189H6ZM15 190V189H14ZM23 190H22V192H23ZM49 190V189H48ZM59 190V189H58ZM76 190V189H75ZM131 190H133V189H131ZM145 190V189H144ZM165 190V189H164ZM178 190V189H177ZM180 190V189H179ZM178 190V191H179ZM193 190V189H192ZM206 190V189H205ZM252 190V189H251ZM1 191V190H0ZM4 191V190H3ZM8 191H10V190H8ZM11 191H12V189H11ZM16 191V190H15ZM15 191H12L13 193L15 192ZM41 191V190H40ZM142 191H143V189H142ZM142 191H141V193H142ZM189 191V190H188ZM204 190H202V192H203ZM17 193L19 192V190L18 191H16ZM39 192V191H38ZM96 192V191H95ZM105 192H106V189H105ZM119 192V191H118ZM169 192V191H168ZM171 192V191H170ZM181 192V191H180ZM183 192H185V191H183ZM182 192V193H183ZM2 193V192H1ZM6 192H4L2 195H4ZM13 193H11L12 195H13ZM135 193V192H134ZM151 193V192H150ZM153 193V192H152ZM225 193V194H226ZM255 193V192H254ZM19 194V193H18ZM139 194V193H138ZM178 194V193H177ZM176 194V195H177ZM186 194V193H185ZM261 194V193H260ZM8 194H6V196H7ZM12 195H10V198H11V196ZM16 195V194H15ZM22 195V196H23ZM40 195H41V193H40ZM43 195V194H42ZM69 195V194H68ZM144 195V194H143ZM253 195V194H252ZM251 195V196H252ZM264 195V194H263ZM5 196V197H6ZM21 196V197H22ZM24 196H23V198H24ZM61 196V195H60ZM171 196H172V194H171ZM249 196V195H248ZM247 196V197H248ZM250 196V197H251ZM254 196V195H253ZM4 197V198H5ZM13 197V196H12ZM20 197V198H21ZM40 197V196H39ZM68 197V196H67ZM128 197V196H127ZM136 197V196H135ZM146 197V196H145ZM226 197V196H225ZM243 197V198H242ZM9 198V199H10ZM14 198H15V196H14ZM26 198H25V200H26ZM44 198H45V194H44ZM147 198V197H146ZM197 198V197H196ZM253 198V197H252ZM46 199V198H45ZM44 199V200H45ZM51 199H53V198H51ZM172 199V198H171ZM170 199V200H171ZM246 199V198H245ZM249 199V198H248ZM133 200V199H132ZM177 200V199H176ZM227 200H228V198H227ZM4 201V200H3ZM6 201H8V200H6ZM6 201H5V203H6ZM10 201V200H9ZM9 201H8V206H6V208L7 209H10V212L12 211V215L10 216V218H9V223H10V221H13V222H15L16 224H18V227H17V229L16 230H13L12 231V233H10V234H12L13 235V239L15 240V241H18L19 242V244H21V245H25L26 244V239H25V236H24V231H22V226L20 227L19 225H23L24 224V222L26 221V217H27V213L25 214V211H23V209H21L19 206L17 207L16 205H14L13 204V202L12 203H9ZM11 201H13V199L11 200ZM10 201V202H11ZM19 201V200H18ZM50 201V200H49ZM134 201V200H133ZM205 201V200H204ZM226 201V200H225ZM233 201V200H232ZM247 201V200H246ZM2 202V201H1ZM38 202H40V201H38ZM55 202V201H54ZM179 202V201H178ZM228 202H229V200H228ZM235 202V201H234ZM239 202H240V200H239ZM41 203V202H40ZM65 203V202H64ZM180 203V202H179ZM182 203V202H181ZM227 203V202H226ZM236 204H237V202H235ZM43 204V203H42ZM136 204V203H135ZM231 205H233V202L232 203H230ZM7 205V204H6ZM53 205V204H52ZM174 205V207L175 206H177L178 207V205L176 204V201L174 202L173 201V204H172V206ZM245 205V204H244ZM1 206V205H0ZM36 206V205H35ZM181 206V205H180ZM38 207H39V204H38ZM142 207V206H141ZM228 207H229V205H228ZM244 207V206H243ZM33 208V207H32ZM49 208V207H48ZM53 208V207H52ZM90 208V207H89ZM109 208V207H108ZM231 208V207H230ZM264 208V207H263ZM6 209V210H7ZM36 209V208H35ZM67 209V208H66ZM243 209V208H242ZM5 210V211H6ZM49 210H51V209H49ZM48 210V211H49ZM54 210H55V208H54ZM68 210H69V208H68ZM143 210V209H142ZM1 211V210H0ZM4 210H2V214H3V212H5ZM50 212H52V210L50 211ZM49 212V213H50ZM9 213V212H8ZM37 213V212H36ZM48 213V212H47ZM46 213V214H47ZM52 213H54V212H52ZM52 213H51V215H52ZM59 213V212H58ZM56 211H55V214H58ZM71 213V212H70ZM135 213V212H134ZM234 213V212H233ZM258 213V212H257ZM260 213V212H259ZM1 214V213H0ZM5 214H7V212L5 213ZM45 214V215H46ZM10 215V214H9ZM49 215V217H50V214H48ZM65 215V214H64ZM99 215V214H98ZM130 215V214H129ZM169 215V214H168ZM254 215H255V213H254ZM1 216V215H0ZM44 216V215H43ZM56 215H54V217H55ZM58 216H59V214H58ZM57 216V217H58ZM2 217V216H1ZM9 217V216H8ZM60 217V216H59ZM105 217V216H104ZM160 217V216H159ZM254 217V216H253ZM4 218H5V220H6V217L4 216ZM69 218V217H68ZM254 218H256V217H254ZM258 218V217H257ZM1 219V218H0ZM30 219V218H29ZM61 219H62V217H61ZM71 219V218H70ZM97 219V218H96ZM244 219V218H243ZM259 219V218H258ZM261 219V218H260ZM50 220V219H49ZM56 220H57V218H56ZM142 220H144V219H142ZM240 220V219H239ZM73 221H75V220H73ZM72 221V222H73ZM247 221V220H246ZM254 221V220H253ZM65 222V221H64ZM85 222V221H84ZM237 222V221H236ZM245 222V221H244ZM25 223H27V222H25ZM60 223V222H59ZM62 223H63V221H62ZM69 223V222H68ZM74 223V222H73ZM72 223V224H73ZM130 223V222H129ZM251 223V222H250ZM250 223H248V226L249 225H251ZM51 224H53V223H51ZM70 224V223H69ZM77 224V223H76ZM206 224V223H205ZM239 224V223H238ZM238 224H236V225H238ZM245 224V223H244ZM263 224H264V222H263ZM11 224H9L8 226H7V221H6V223H5V221L3 220V219H1V222H0V226H2L1 228H2V231L1 232H3V230H4V232L5 231H8V229L10 228V227H12V226H10ZM15 225V224H14ZM63 225V224H62ZM75 225V224H74ZM10 226V227H9ZM119 226V225H118ZM128 226V225H127ZM136 226V225H135ZM235 226V225H234ZM252 226H253V224H252ZM25 227H26V225H25ZM51 227V226H50ZM70 227V226H69ZM73 227V226H72ZM251 227V226H250ZM14 228V227H13ZM15 229V228H14ZM25 229V228H24ZM57 229V228H56ZM125 229V228H124ZM129 229V228H128ZM134 229V228H133ZM132 228L129 230L130 231V233L132 232V230H133ZM234 229V228H233ZM237 229V228H236ZM247 229V228H246ZM262 229V228H261ZM10 230V229H9ZM12 230V229H11ZM64 230V229H63ZM62 230V231H63ZM37 231V230H36ZM68 231H69V229H68ZM152 231V230H151ZM10 232V231H9ZM133 232H134V230H133ZM5 233H7V232H5ZM161 233V232H160ZM164 233V232H163ZM8 235V237H10V239H12L11 238V235L9 234V233H7ZM135 234V233H134ZM162 234V233H161ZM160 235V234H159ZM2 236V235H1ZM6 236V237H7ZM37 236V235H36ZM161 236V235H160ZM35 237V236H34ZM135 237V236H134ZM1 238V237H0ZM16 238V239H15ZM123 238V237H122ZM156 238V237H155ZM12 239V241H14ZM1 240V239H0ZM7 240H8V238H7ZM71 241H73L72 239H70ZM90 240V239H89ZM2 241V240H1ZM75 241V240H74ZM7 243V242H6ZM17 243V242H16ZM14 244V243H13ZM28 244V243H27ZM120 244V243H119ZM132 244V243H131ZM241 244V243H240ZM0 245H2L1 244V242H0ZM15 245V244H14ZM18 245V244H17ZM67 246H69V244L67 245ZM87 246H88V244H87ZM176 246V245H175ZM234 246H236V245H234ZM1 247V246H0ZM18 247V246H17ZM20 247V246H19ZM25 247V246H24ZM116 247V246H115ZM171 247V246H170ZM174 247V246H173ZM61 248V247H60ZM79 248V247H78ZM83 248H84V246H83ZM117 248H118V246H117ZM164 248V247H163ZM168 248V247H167ZM234 248V247H233ZM1 249V248H0ZM170 249V248H169ZM15 250V249H14ZM22 250V249H21ZM87 250V249H86ZM105 250V249H104ZM109 250V249H108ZM12 251V250H11ZM88 251V250H87ZM120 251V250H119ZM165 251V250H164ZM24 252V251H23ZM33 252V251H32ZM235 252V251H234ZM25 253H26V251H25ZM24 253V254H25ZM101 253V252H100ZM237 253V252H236ZM2 254V253H1ZM0 254V255H1ZM10 254V256H12L11 255V253H9ZM134 254V253H133ZM145 254V253H144ZM160 255V254H159ZM125 256V255H124ZM172 256V255H171ZM13 257V263L14 264H21L22 263V258H21V256L18 254V252L17 251H15V253H14V255L12 256ZM91 257V256H90ZM121 257V256H120ZM126 257V256H125ZM1 258V257H0ZM11 258V257H10ZM103 258V257H102ZM100 259V258H99ZM110 259V258H109ZM11 260V259H10ZM101 260V259H100ZM57 261V260H56ZM126 261V260H125ZM2 262H4V261H2ZM1 262V263H2ZM71 262V261H70ZM100 262V261H99ZM98 262V263H99ZM0 263V264H1ZM7 263V262H6ZM12 263V262H11ZM12 263V264H13ZM3 264V263H2ZM46 264V263H45Z\"/></svg>",
  "mask_w": 264,
  "mask_h": 264
}]
</instances>
